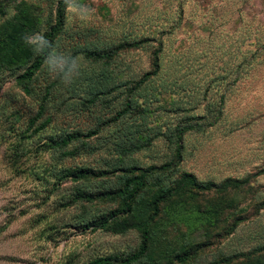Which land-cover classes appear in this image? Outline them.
<instances>
[{"label":"rangeland","instance_id":"rangeland-1","mask_svg":"<svg viewBox=\"0 0 264 264\" xmlns=\"http://www.w3.org/2000/svg\"><path fill=\"white\" fill-rule=\"evenodd\" d=\"M15 4L29 6L49 56L69 61L30 82L21 76L47 44L0 63V264H123L145 236L134 264H264V0H0V30ZM119 47L112 60L89 56ZM35 118L50 124L27 133ZM180 146L177 167L123 212L133 169L173 163ZM77 168L108 175L60 180ZM261 171L228 190L184 180L221 186ZM178 186L151 220L152 201Z\"/></svg>","mask_w":264,"mask_h":264},{"label":"trees","instance_id":"trees-1","mask_svg":"<svg viewBox=\"0 0 264 264\" xmlns=\"http://www.w3.org/2000/svg\"><path fill=\"white\" fill-rule=\"evenodd\" d=\"M15 19L10 25L5 26L2 30H0V63L12 65L14 63H20L28 60L32 55V44L26 39V37H32L36 32V21L34 16L31 14L28 5L15 4ZM64 3H61L58 8V17L60 18L59 24L52 28L51 32L48 34L49 39L52 40L55 36L61 31L60 29L64 24ZM52 49V44H47L41 53L38 55L37 59L27 68L26 72L21 76V79L25 82H30L34 79L37 73L42 69L47 57L50 54ZM122 47H119L117 50H112L109 52L97 53L90 52L89 56L93 58H97L100 60H112L116 56H118ZM150 74H148L145 78H143L140 82L137 83L136 87H140L146 80ZM37 118L31 120L30 125L27 129V133L31 132L33 129V133L37 134L43 131L49 124L50 119L45 120L40 126L36 127ZM36 127V128H35ZM26 132L24 133V137H28L29 135ZM74 137L62 138L59 140H51L46 146L48 149H55L58 147L67 146ZM182 147L178 148L177 159L173 163H168L162 166H150L147 168H134L133 173H137L132 178L126 180L125 188L119 190V194L124 197L123 201V212L129 213L132 209V204L136 201L137 197L144 189L145 185L149 182V180L159 172H167L171 171L173 168L177 167L178 163L182 160ZM263 174V171L251 175L249 178L245 180L227 179L221 186H218L214 183H210L208 186H204L202 183L198 182L196 177L191 173H186L184 175V180H188L198 189H205L207 191L212 190L213 188L221 187L224 190L232 189L237 186L247 185L251 182L252 179L258 177ZM108 175L107 171H97L91 168H77L73 171H67L62 176H60V180H68L70 178H85V177H96L103 178ZM184 183H182L183 185ZM181 185V184H180ZM181 186L173 188L166 192L164 195L156 198L152 201L151 208V220H155L160 213V206L163 201L172 198L179 190ZM110 194H99V195H83L86 200H93L97 198L108 197ZM239 224V223H238ZM235 225V227L238 226ZM123 228H120L118 232H122ZM148 249V237L145 236L142 242V246L139 251L134 254L129 260H127L123 264H134L138 262L147 252ZM190 258L185 257L182 258V262L186 263ZM71 261V260H70ZM69 264H73V262H69ZM87 264H113V258H97L95 260L90 261Z\"/></svg>","mask_w":264,"mask_h":264},{"label":"clouds","instance_id":"clouds-1","mask_svg":"<svg viewBox=\"0 0 264 264\" xmlns=\"http://www.w3.org/2000/svg\"><path fill=\"white\" fill-rule=\"evenodd\" d=\"M67 2V0H66ZM26 39L33 44H38L37 51H39L44 45L47 44V41L44 39L43 36H36V37H26ZM69 61V58L63 56V55H57L53 53L51 56H48L45 63L48 66L49 70L52 72H55V69L59 68L61 71H63L66 67L67 62ZM73 66L76 68V62L75 60H71ZM65 82H67V79H65Z\"/></svg>","mask_w":264,"mask_h":264}]
</instances>
